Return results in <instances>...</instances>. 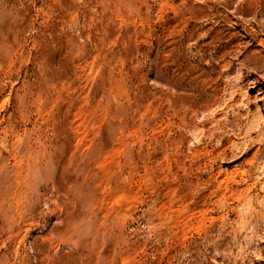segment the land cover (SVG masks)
Segmentation results:
<instances>
[{"label": "rangeland", "instance_id": "374dc122", "mask_svg": "<svg viewBox=\"0 0 264 264\" xmlns=\"http://www.w3.org/2000/svg\"><path fill=\"white\" fill-rule=\"evenodd\" d=\"M263 252L264 0H0V264Z\"/></svg>", "mask_w": 264, "mask_h": 264}, {"label": "bare ground", "instance_id": "6f19581e", "mask_svg": "<svg viewBox=\"0 0 264 264\" xmlns=\"http://www.w3.org/2000/svg\"><path fill=\"white\" fill-rule=\"evenodd\" d=\"M255 155V154H254ZM255 159V158H254ZM251 164V163H250ZM253 164V163H252ZM250 225V224H249ZM216 246V245H215ZM221 246V245H220ZM262 251H260V253H261ZM264 253V252H263Z\"/></svg>", "mask_w": 264, "mask_h": 264}]
</instances>
